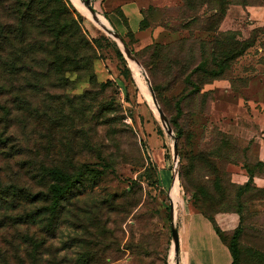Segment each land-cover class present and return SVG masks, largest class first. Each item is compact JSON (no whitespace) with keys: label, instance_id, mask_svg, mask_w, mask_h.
Returning a JSON list of instances; mask_svg holds the SVG:
<instances>
[{"label":"rangeland","instance_id":"rangeland-1","mask_svg":"<svg viewBox=\"0 0 264 264\" xmlns=\"http://www.w3.org/2000/svg\"><path fill=\"white\" fill-rule=\"evenodd\" d=\"M68 1L91 41L92 74L72 71V83H58L31 63L43 83L26 94L29 106L12 105L22 155L0 152V188L47 192L49 181L32 177L53 166L75 181L55 227L46 215L16 222L44 201L0 213V264H176L182 202L209 214L239 209L240 261L264 264V0H143L146 34L122 13L124 34L109 24L138 63L83 0ZM13 6L0 0V22ZM1 55L0 92L14 100L28 86L7 66L19 52Z\"/></svg>","mask_w":264,"mask_h":264},{"label":"trees","instance_id":"trees-1","mask_svg":"<svg viewBox=\"0 0 264 264\" xmlns=\"http://www.w3.org/2000/svg\"><path fill=\"white\" fill-rule=\"evenodd\" d=\"M122 13V12H119ZM123 14V13H122ZM8 15L11 20L0 22V52L4 55L11 49L19 52L18 63H3L11 65L9 71L24 79L26 86L19 94L10 100L5 98L6 92H0V152L7 159L19 158L22 155V144L16 138V133L12 130V117L15 115L12 105L17 110H23L28 104L26 94L30 91L41 90L43 77H38L33 72L31 64L36 62L46 66L48 72L56 75L58 83H72L67 73L79 72L92 74V60L90 55L91 41L85 36L81 20L78 19L70 8L68 0H14V6L10 7ZM124 17L123 15H121ZM126 20V19H125ZM142 21L140 29L144 30ZM1 55L3 59L4 56ZM6 69V68H4ZM4 90V86L2 87ZM10 92H7V94ZM27 162L24 164V166ZM39 181H49L48 191L33 192L30 188L10 184L0 188V213L7 209L20 207V200L25 199L29 203L44 201L46 204L36 206L31 212L21 215L17 223H42L43 216H50V225L55 227L57 213L62 208L63 199L68 189L75 181L73 174L68 169L53 166L42 168ZM77 179V178H76ZM40 196V197H39ZM11 199V202H9ZM66 199V198H65ZM234 210L240 215V224L231 235H224L214 220V215L218 211ZM207 216L214 223L218 234L229 244L233 255L232 264H244L239 258L237 240L242 232V214L239 209L218 210L212 214L198 210ZM231 236V241L226 240ZM37 244L36 249L40 247Z\"/></svg>","mask_w":264,"mask_h":264},{"label":"crops","instance_id":"crops-1","mask_svg":"<svg viewBox=\"0 0 264 264\" xmlns=\"http://www.w3.org/2000/svg\"><path fill=\"white\" fill-rule=\"evenodd\" d=\"M143 0H91L97 14L104 16L111 26L124 34L126 27L119 12L127 18L132 29L140 35L142 20L141 3ZM91 33H98L92 25ZM157 144V143H156ZM160 168V167H159ZM178 196V201L181 200ZM175 214V224L179 234V249L175 253L177 264H232L233 255L229 244L218 234L214 223L202 212L194 210L185 203ZM214 220L224 235H231L240 224V215L234 211H218Z\"/></svg>","mask_w":264,"mask_h":264},{"label":"water","instance_id":"water-1","mask_svg":"<svg viewBox=\"0 0 264 264\" xmlns=\"http://www.w3.org/2000/svg\"><path fill=\"white\" fill-rule=\"evenodd\" d=\"M83 1L88 5V7L90 8L91 12L96 17V19L99 20V15L97 14V11L94 9V7H92L89 4V3H91V0H83ZM108 31L114 32L116 34V36H113V37H115L117 39L118 43L121 45V48L123 49V51L126 54V56L128 57V59L132 62L134 61V62L138 63L139 61H138L137 57L135 56L133 51L129 48V46L127 45L125 40L111 27L108 28ZM158 112L160 113L161 120L163 121L164 124H166L167 120H166L165 113L163 112L162 108L159 106H158ZM174 155H175V159H178L179 153H178V146H177L176 141L174 142ZM178 175H179V171L177 169H175L173 172V179L175 180L178 177ZM172 241L174 243V249H175V253H176L179 249V234H178V228L175 225L172 226Z\"/></svg>","mask_w":264,"mask_h":264},{"label":"bare ground","instance_id":"bare-ground-1","mask_svg":"<svg viewBox=\"0 0 264 264\" xmlns=\"http://www.w3.org/2000/svg\"><path fill=\"white\" fill-rule=\"evenodd\" d=\"M83 3L85 4L84 5V8H88L90 10V8L88 7V5L84 1H83ZM99 18L104 23V25L109 28V23L107 22V20L103 16H99ZM153 102H154V100H153ZM154 105L156 106L155 102H154ZM156 108H157V106H156ZM157 111H158V109H157ZM173 196H174L175 200L178 199V196H179V185H178V182H176V184H175L174 191H173ZM172 255H173V251H172Z\"/></svg>","mask_w":264,"mask_h":264}]
</instances>
